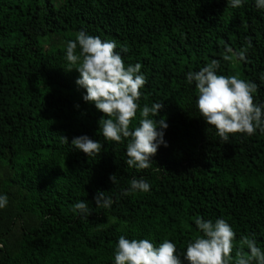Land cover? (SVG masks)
I'll use <instances>...</instances> for the list:
<instances>
[{"label":"trees","instance_id":"trees-1","mask_svg":"<svg viewBox=\"0 0 264 264\" xmlns=\"http://www.w3.org/2000/svg\"><path fill=\"white\" fill-rule=\"evenodd\" d=\"M84 31L115 40L125 65H142L139 104L164 103V140L152 167L126 165L127 141H106L103 114L83 100L66 46ZM250 40L245 61H225ZM79 47L77 48V53ZM220 61L217 74L254 82L264 104V9L256 0H0V264H115L120 236L164 239L177 254L202 235L195 217L226 220L264 250V133L222 141L203 120L187 73ZM139 113L132 127L139 124ZM102 144L87 157L73 137ZM66 136L69 145L61 142ZM116 174L117 182L109 177ZM150 191L123 195L133 178ZM113 204L96 207L97 191ZM88 202V214L72 206ZM248 251L247 248L244 249ZM186 264V262H185Z\"/></svg>","mask_w":264,"mask_h":264},{"label":"clouds","instance_id":"clouds-1","mask_svg":"<svg viewBox=\"0 0 264 264\" xmlns=\"http://www.w3.org/2000/svg\"><path fill=\"white\" fill-rule=\"evenodd\" d=\"M227 6L239 8L242 0H227ZM256 7L264 9V0H256ZM79 52L77 53V48ZM250 40L246 46L234 52L228 47L223 59L225 61H245ZM117 51L115 40L102 41L99 37L81 31L75 40L67 42L66 61L69 71L79 72L76 80L78 87L86 90L83 100L94 104L103 114L98 121L100 133L106 141L117 144L127 141L126 165L137 170L152 167L158 148L167 147L164 130L167 129L166 117L159 116L164 103H153L150 107L139 104L140 90L147 83L141 73L142 65L136 63L125 65L121 52ZM220 61L212 60L199 71L187 73L186 80L194 83L198 93L197 108L208 126L216 129L218 137L227 142L235 134L254 135L257 130L264 133V104L257 105L254 93L258 86L254 82L241 79L238 75H220L217 70ZM264 78V77H262ZM139 113V124L132 127V121ZM61 142L69 145L66 136H60ZM74 150L87 157L101 153L102 144L86 135L73 137L71 145ZM112 184L117 182L116 174L109 177ZM150 191V184L143 177L133 178L130 188L123 192L128 195L135 192ZM96 207L110 208L113 204L106 192L97 191L94 196ZM8 204L6 195L0 196V209ZM75 213L79 210L88 214V202L81 200L72 206ZM195 225L202 235H197L187 244L186 251L177 254L176 245L164 239L158 246L149 239H128L120 236L115 248V264H264V250L257 246L254 234L242 236L239 248L233 259L232 252L236 247V233L224 219L204 220L195 217ZM248 251L245 252L244 249Z\"/></svg>","mask_w":264,"mask_h":264}]
</instances>
